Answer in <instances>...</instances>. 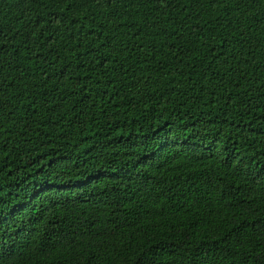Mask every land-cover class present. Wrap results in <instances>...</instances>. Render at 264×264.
Segmentation results:
<instances>
[{"label":"trees","instance_id":"obj_1","mask_svg":"<svg viewBox=\"0 0 264 264\" xmlns=\"http://www.w3.org/2000/svg\"><path fill=\"white\" fill-rule=\"evenodd\" d=\"M0 264H262L264 0H0Z\"/></svg>","mask_w":264,"mask_h":264},{"label":"snow or ice","instance_id":"obj_2","mask_svg":"<svg viewBox=\"0 0 264 264\" xmlns=\"http://www.w3.org/2000/svg\"><path fill=\"white\" fill-rule=\"evenodd\" d=\"M11 249L10 242L0 236V258L5 257ZM262 264H264V253L260 254ZM136 264H157L155 253L144 252L142 255L137 256Z\"/></svg>","mask_w":264,"mask_h":264}]
</instances>
